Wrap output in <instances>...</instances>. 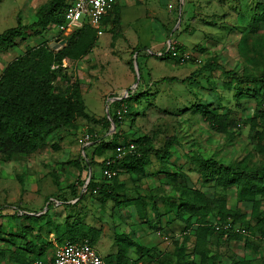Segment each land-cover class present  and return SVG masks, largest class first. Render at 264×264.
<instances>
[{"label":"rangeland","instance_id":"rangeland-1","mask_svg":"<svg viewBox=\"0 0 264 264\" xmlns=\"http://www.w3.org/2000/svg\"><path fill=\"white\" fill-rule=\"evenodd\" d=\"M46 1L0 0V31L18 20L34 21L37 8ZM114 11L121 21L114 25L110 45L111 32L105 30L94 50L62 65L54 79L59 92L70 82H79L86 116L52 132L40 150L9 158L0 154V223L4 232L0 233V247L5 251L0 264H17L11 241L15 245L28 239L43 241L50 257L60 243L55 225L73 218L82 229L97 230L95 247L106 260L108 252L118 250L117 237H126L153 248L136 260L135 248L130 247L129 264H182L176 254L179 245L186 250L182 259L190 264H264V238L258 231L246 230L238 238L226 240L210 228L204 242L197 243L194 218L186 220V212L180 216L175 211L183 199V186L224 198L227 207H238L246 218L252 210L264 211V195L240 201L236 187L223 188L213 179H203L198 168V160L209 157L224 164L264 163V128L253 127L249 121L255 97L236 104L235 82L218 70L186 79L212 59L234 66L238 41L245 74L257 76L264 71V0H116ZM58 23L57 18H51L35 31H27L17 44L0 49V73L26 45L53 43ZM172 76L175 79L168 78ZM115 100H121L115 108L116 114L120 110L116 130L105 122ZM199 107L229 108L227 130L211 128ZM83 133L91 135L92 143L78 141ZM138 137L157 148L171 139L169 160L161 162L151 155L140 172L114 161L117 189L111 192L113 198L84 188L78 198L65 203L47 199L75 180L74 159L84 158L81 163L87 171L82 174L86 179L90 174L92 180L103 181L101 161L111 156L114 160L116 144L127 145ZM139 204L145 217L139 215ZM24 211L31 212V219L14 214ZM209 220L214 222L212 217ZM188 225L189 238L185 240ZM193 249L202 252L195 254Z\"/></svg>","mask_w":264,"mask_h":264},{"label":"trees","instance_id":"trees-1","mask_svg":"<svg viewBox=\"0 0 264 264\" xmlns=\"http://www.w3.org/2000/svg\"><path fill=\"white\" fill-rule=\"evenodd\" d=\"M66 3L67 0H48L37 8L34 21L22 23L18 20L16 25L2 30L0 32V49L17 44L24 38L27 31H35L51 18H57L59 22H62V10ZM261 19L264 20V15ZM113 23L119 25V17L116 16ZM238 32L240 35L239 30ZM98 33L97 26L84 24L68 35L62 36L64 43L59 48L55 49L53 45L45 41L36 46L26 45L21 54L6 64L0 73V154L2 156L9 158L13 155L29 154L40 150L45 146L47 137L52 132L68 127L78 117L86 116V107L79 82L72 81L66 85L63 92H59L54 88V79L62 67L63 60L67 65L69 61L76 60L91 50L97 41ZM238 44L239 41L236 44L238 60L234 66H227L218 59H212L205 62L186 79L202 71L218 70L223 76L235 82L233 97L236 104H240L243 98L255 97V107L249 121L253 127L262 126L264 128V71L257 76L245 74ZM175 48L178 49L179 46H175ZM168 78L175 79L174 76ZM241 84L245 85L244 89L240 86ZM120 102L121 100L113 101L114 108L105 117L106 124H113L115 130L119 123L115 108L119 107ZM228 109L199 107L197 110L211 128L217 131H226L231 119L227 112ZM133 142H135L133 151L114 159L131 171H142L150 161L151 155L161 162L168 161L171 157V139L165 141L163 148L146 144L143 137L133 139ZM117 145L122 144H116L115 147ZM112 158L113 156L109 157V159ZM83 159L80 157L73 161L77 170L75 180L66 185L64 189L60 188L48 196V200L54 198L56 201L65 203L78 198L79 191L84 189V185H86L85 190L97 193L102 197L113 198L111 192L117 189L114 177L108 180L103 177V181H94L90 177L86 183V175L82 174L87 171L85 164L81 163ZM105 161L106 159L101 161V171ZM198 162L203 179H213L223 188L236 187L240 201L252 200L256 195H264V163L257 166H249L238 161L224 164L213 157L201 159ZM112 168H114L113 164ZM182 177H184L183 174ZM181 194L183 199L175 206V211L180 216L186 212L188 214L186 220L194 218L193 230L197 243L204 242L203 236L210 228L216 231L219 237L226 240L238 238L241 232L236 231V227L243 228L245 233L246 230L251 233L258 231L264 238V211L252 210L249 217L246 218L247 214L241 212L238 207H227L224 198L210 197L198 188L183 186ZM114 198L116 197L114 196ZM137 207L139 215L145 217L141 205L139 204ZM14 214L20 217L19 219H31L28 211ZM209 217L214 218L213 223H210ZM237 223L244 224L245 227L239 226ZM190 225L185 227V234H183L185 240L189 238V233L186 230ZM82 227L77 218L65 219L62 224L55 225L54 234L60 242L87 239L90 244L94 243L98 234L97 230L92 227L85 230ZM2 229L0 223V233H4ZM24 233L25 231L22 233V237H24ZM88 233H91L90 237H88ZM36 238H38L37 235ZM0 239L3 240V237L0 236ZM116 241L118 250L108 254V260L105 259L115 264H129L127 254L128 249L132 246L137 253L136 260L142 259L153 250L152 247H144L126 237H117ZM11 242L13 245L11 250L15 254L17 264L30 263L35 259L46 260V243L43 241L38 243L36 240L28 239L24 240L22 245H15L13 241ZM176 251L179 262L190 264V261L182 259L186 254L184 246L179 245ZM193 252L196 254L202 251L193 249ZM4 253V249L0 247V256Z\"/></svg>","mask_w":264,"mask_h":264},{"label":"built area","instance_id":"built-area-1","mask_svg":"<svg viewBox=\"0 0 264 264\" xmlns=\"http://www.w3.org/2000/svg\"><path fill=\"white\" fill-rule=\"evenodd\" d=\"M116 0H67L66 5L62 10L63 21L58 23L57 33L54 36V42L58 46L62 36L68 35L73 30L81 27L84 24L98 26L102 17L113 7ZM57 47L55 49H57ZM185 58H188V53H184ZM62 65H66L63 60ZM119 114L120 110H117ZM118 116V115H117ZM119 117V116H118ZM91 135L83 133L79 136L78 141L85 145L90 142ZM135 149L133 142L127 145H117L115 147V157L120 158L125 153ZM113 159H106L102 168V175L105 179H111L115 175V170L112 168ZM95 192V190H94ZM236 231L244 232L243 228L236 227ZM26 264H115L108 262L105 258L88 242L87 239L72 241L65 240L58 245L51 257L47 260L35 259Z\"/></svg>","mask_w":264,"mask_h":264},{"label":"crops","instance_id":"crops-1","mask_svg":"<svg viewBox=\"0 0 264 264\" xmlns=\"http://www.w3.org/2000/svg\"><path fill=\"white\" fill-rule=\"evenodd\" d=\"M110 12H112V13H110ZM114 12H116V11H114V5H113V7L102 17V19H101V21H100V23H99V25L97 26L98 28H99V33H98V37L105 31V30H109L110 32H111V38H112V40H110V41H108V45H110V43L113 41V34H115V28L113 29V27H115L114 26V23H113V20H114V18L116 17V15H114ZM120 21H121V17H120V19H119ZM4 30V29H3ZM2 31V30H1ZM0 31V32H1ZM98 39V38H97ZM52 43V42H51ZM51 43H50V45H51ZM96 45H98V42L96 41L95 42V44H94V46L91 48V50H94L95 49V47H96ZM81 66H83V65H81ZM80 77V76H79ZM81 78V77H80ZM90 143H92L91 141L89 142V143H87V144H85V145H88V144H90ZM89 178H90V174H89V176H88V178L86 179V182H88V180H89ZM59 202V201H58ZM62 203V202H61ZM25 212V211H24ZM29 212V211H28ZM31 212H29V214H30ZM64 241V240H63ZM63 241H61L58 245H60ZM98 243V241L97 240H95V242L94 243H92L91 245L98 251V249L95 247V244H97ZM58 245H56L55 247H54V249L52 250V253H51V255L53 254V251L55 250V248L58 246ZM99 252V251H98ZM116 251H111V252H108V254H112V253H115ZM100 253V252H99ZM101 254V253H100ZM51 255H50V257H51ZM102 255V254H101ZM103 256V255H102ZM49 257H46V260L48 259Z\"/></svg>","mask_w":264,"mask_h":264},{"label":"water","instance_id":"water-1","mask_svg":"<svg viewBox=\"0 0 264 264\" xmlns=\"http://www.w3.org/2000/svg\"><path fill=\"white\" fill-rule=\"evenodd\" d=\"M60 42L63 43V42H64V39H61ZM53 44H54V43H52L51 45H53ZM54 47H55V46H54ZM135 64L137 65V63H135ZM86 183H87V182H86ZM84 188H86V185H84Z\"/></svg>","mask_w":264,"mask_h":264}]
</instances>
